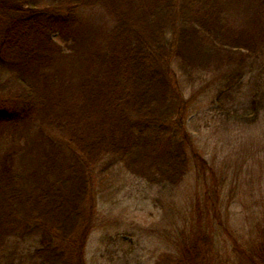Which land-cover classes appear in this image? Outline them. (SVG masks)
I'll list each match as a JSON object with an SVG mask.
<instances>
[{
    "label": "trees",
    "instance_id": "1",
    "mask_svg": "<svg viewBox=\"0 0 264 264\" xmlns=\"http://www.w3.org/2000/svg\"><path fill=\"white\" fill-rule=\"evenodd\" d=\"M50 1L0 0V128L39 124L42 138L32 165L0 159V264H18L4 252L11 238L30 246L29 264H86L95 189L118 191L123 170L181 184L199 158L186 91L208 73H225L216 104L228 118L252 125L264 110V21L231 27L223 0ZM93 8L114 27L74 73L60 60L76 58L77 12ZM253 233L243 245L235 234L229 261L201 232L156 264H264V221Z\"/></svg>",
    "mask_w": 264,
    "mask_h": 264
},
{
    "label": "rangeland",
    "instance_id": "2",
    "mask_svg": "<svg viewBox=\"0 0 264 264\" xmlns=\"http://www.w3.org/2000/svg\"><path fill=\"white\" fill-rule=\"evenodd\" d=\"M35 1L41 9L51 10L53 6L50 0ZM258 2L223 0L230 26L244 27L256 19L262 24L264 16L258 12ZM77 17L74 35L82 44L80 51L74 54L76 58L60 60L74 73L87 63L82 48L102 49L114 27L102 8L80 10ZM58 42L63 44L60 39ZM223 76L222 70L208 73L206 82L186 91L190 103L187 128L199 158L192 160L181 184L150 187L123 170L116 176L118 191L99 193L95 189L86 264H156L185 243L190 234L201 232L215 235L217 248L229 261L235 234L243 245L256 224L264 221V110L252 125L228 118L216 104ZM246 100V95L239 96L240 109L247 106ZM40 133L39 124L0 128V159L15 153L19 169L32 165L39 156ZM4 252L18 264L30 263V246L15 243L14 238Z\"/></svg>",
    "mask_w": 264,
    "mask_h": 264
}]
</instances>
